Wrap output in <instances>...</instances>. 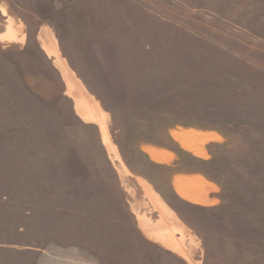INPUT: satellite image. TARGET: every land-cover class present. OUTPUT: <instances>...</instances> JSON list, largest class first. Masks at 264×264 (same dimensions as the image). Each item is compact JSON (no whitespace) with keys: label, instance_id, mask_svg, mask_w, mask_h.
<instances>
[{"label":"rangeland","instance_id":"374dc122","mask_svg":"<svg viewBox=\"0 0 264 264\" xmlns=\"http://www.w3.org/2000/svg\"><path fill=\"white\" fill-rule=\"evenodd\" d=\"M0 264H264V0H0Z\"/></svg>","mask_w":264,"mask_h":264},{"label":"bare ground","instance_id":"6f19581e","mask_svg":"<svg viewBox=\"0 0 264 264\" xmlns=\"http://www.w3.org/2000/svg\"><path fill=\"white\" fill-rule=\"evenodd\" d=\"M8 23H9L8 25L9 36L7 37L9 38L11 36L10 39H12V37L18 38L19 35H21L19 33L22 32V29H23L22 26H19V25L16 26L13 19H9ZM4 37L5 36H2L1 38H4ZM45 39H46V43L44 45V48L47 51V53L53 58L55 65H57L61 69L64 77L66 78L67 83H68L69 93L73 95V97L75 98L77 102V107L80 113L85 118H89L91 116L94 117L93 114L95 113L94 110L96 107L95 101L90 97V95L87 93L83 84L77 79L75 74L71 71L70 67L68 66L67 61L61 54L56 38L54 37V35L52 34L50 30L45 31ZM94 119L101 122V119L99 117H95ZM104 139L106 142V146L112 152L113 160L114 161L120 160L118 151L115 148V146H113L112 142L109 140V137L107 134H104ZM188 140L189 139L187 138V141ZM146 191L149 197L151 198L152 202L155 204V206L161 210L166 223H164V227L162 226L163 229L158 228L160 230L154 231L153 229L151 230L149 228L150 223L145 218V216L141 218L139 215L140 224L143 230L145 231V233L149 237L155 238L156 240L165 243L169 247H173L171 239L167 236V234L169 235V231L172 229L173 226L177 224V222L175 221V219H172V217H169L170 214L165 208L164 204L160 201V199H158V197L152 192V190L149 187H146Z\"/></svg>","mask_w":264,"mask_h":264}]
</instances>
